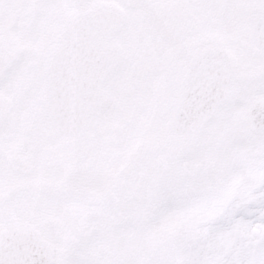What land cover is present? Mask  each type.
I'll return each instance as SVG.
<instances>
[{"label": "snow or ice", "instance_id": "6c2138e0", "mask_svg": "<svg viewBox=\"0 0 264 264\" xmlns=\"http://www.w3.org/2000/svg\"><path fill=\"white\" fill-rule=\"evenodd\" d=\"M0 264H264V0H0Z\"/></svg>", "mask_w": 264, "mask_h": 264}]
</instances>
